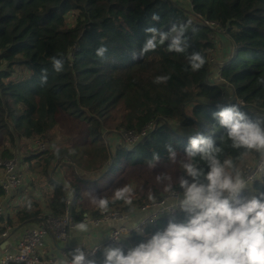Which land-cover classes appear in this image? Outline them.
Wrapping results in <instances>:
<instances>
[{
	"label": "trees",
	"instance_id": "1",
	"mask_svg": "<svg viewBox=\"0 0 264 264\" xmlns=\"http://www.w3.org/2000/svg\"><path fill=\"white\" fill-rule=\"evenodd\" d=\"M188 1L194 15L218 27L235 49L233 60L220 71L221 85L209 84L210 58L217 48L212 29L169 0H0V130L10 148L15 149L21 141L46 138L55 128L56 115L65 113L80 118L86 130L84 140L70 151L79 156L87 171H105L101 181L88 182L62 161L63 151L26 157L25 162L34 165L30 172L37 178L33 190L48 202L52 218L70 216L76 223L85 216L99 218V208L94 213L83 209L84 194L98 188L103 180L108 186L102 193L108 192L112 182H126L130 173L162 169L171 179L165 180L161 189L133 191L131 205L109 200L108 210L131 214L182 193L178 180L183 174L181 160L189 138L197 133L211 136L223 149L220 159L231 158L241 173L261 158L259 153L250 152L238 159L243 150L231 147L226 130L213 113L219 110L218 104H232L223 101L226 88H230L250 119L264 118V0ZM154 13L160 16L159 22L151 19ZM181 23L187 25L185 37L190 47L186 53L169 52L165 42L140 55L147 38L145 28L168 32L173 24ZM101 45L108 49L103 59L96 55ZM194 51L206 61L198 71H193L187 60ZM61 56L65 70L56 73L52 57ZM44 69L47 83L42 85ZM16 70L25 71L27 78L15 79ZM161 76L169 79L155 83ZM153 127L158 128L145 136ZM121 133L142 141L132 152L119 147L114 153L102 137ZM168 144L177 152L175 163L166 150ZM10 152L3 157L9 158ZM154 153L160 160L151 168L147 161ZM200 166L207 171L202 161ZM57 167L64 174L61 185L51 179ZM169 183L171 190H166ZM253 191L257 196L264 193V182L255 184ZM3 196L0 188V198ZM69 198L72 205L68 212ZM43 216L41 202L29 196L14 218L0 220V228L21 230L40 224ZM169 220L147 231L148 239L162 231ZM184 220L180 211L176 222ZM147 240L131 237L135 247ZM95 262L104 264L103 253Z\"/></svg>",
	"mask_w": 264,
	"mask_h": 264
},
{
	"label": "clouds",
	"instance_id": "2",
	"mask_svg": "<svg viewBox=\"0 0 264 264\" xmlns=\"http://www.w3.org/2000/svg\"><path fill=\"white\" fill-rule=\"evenodd\" d=\"M151 19L159 22L160 16L153 14ZM190 24V22H189ZM187 25L173 24L168 32L155 27L145 28L146 40L140 55L155 51L158 46L168 43V51L184 54L190 47L185 33ZM108 52L106 46L96 49L97 57L103 59ZM71 61L72 57L68 56ZM187 60L193 71L205 64L199 52H192ZM53 69L63 72L65 58L52 57ZM169 77H157L155 83H164ZM47 83V70H42L41 84ZM219 110L213 113L221 128L226 130L231 147L243 150L238 159L250 152H257L264 158V118L252 120L243 112L238 103L228 106L218 104ZM170 160L175 163L177 152L168 144L165 146ZM222 147L216 146L211 136L197 133L189 138L181 160L183 174L178 177L182 193H175L177 203L164 211L179 209L185 216L184 222L170 219L162 231H157L146 242H141L125 253L121 247L108 246L104 249V264H264V193L251 198L243 197L244 190L256 179L264 182V165L255 175L245 177L231 158L220 159ZM160 160L159 154L147 161L154 168ZM207 165V171L200 162ZM166 173L157 176V181L170 180ZM171 184L166 190H171ZM133 189L129 185L116 188L113 200L132 204ZM91 203L102 212L109 209V200L87 192ZM155 219V218H154ZM143 222V220H141ZM78 232L90 229L87 217L75 224ZM131 229L143 233L138 224ZM119 242L118 236H112ZM69 264H96L85 251L77 247L71 254Z\"/></svg>",
	"mask_w": 264,
	"mask_h": 264
},
{
	"label": "built area",
	"instance_id": "3",
	"mask_svg": "<svg viewBox=\"0 0 264 264\" xmlns=\"http://www.w3.org/2000/svg\"><path fill=\"white\" fill-rule=\"evenodd\" d=\"M169 1H171L175 6L181 9L184 4L188 5L191 8L188 0ZM189 16L191 18L195 17L197 21L201 22L206 27L211 28L212 32L214 33V38L216 39V35L218 34L216 26L205 22L199 16H195L192 12V8L191 14L189 13ZM220 82L222 81L220 80ZM236 103L241 105L240 101H236ZM121 135L123 134L121 133ZM123 136L130 139H138L127 135ZM42 141L43 139L23 141L27 143L23 147H19L17 149L16 154L18 156H15L13 153H11L13 157L10 156V158H8L7 160L0 159V188L4 193V196L0 198V220L7 217L10 218L11 216L15 215L11 212L10 209L9 211H6L4 204L5 198L8 196L12 197V193H16V196L12 198V202L15 206H17V208H20L19 210L23 208L29 196H32L35 200H39L40 202L41 200H43L40 195L38 193H35L33 190L35 184L37 183V178L30 177V168L25 162V152L27 151H30L28 153L30 156L37 153L45 154V157L55 152H51L52 148L45 150L44 145L41 143ZM68 152L73 155V159L67 160V158L64 157L62 161L64 163L70 164L74 168L76 174L79 175L82 179L89 180V178L93 174L89 173L84 168L81 159L76 153H73L72 151ZM262 165H264V158H260L255 163L254 167L247 173H245L244 176L249 177L255 175L257 170ZM62 173L63 172L61 168L57 167L56 171L52 174L51 177L54 183L61 185L64 182L60 178L56 177L57 174L62 175ZM257 183L263 182L258 178L251 182L248 187H253ZM174 194H171L169 197H166L161 201H158L143 209H135L131 214L124 213L119 210H108L106 213L101 212L99 218L85 216L87 217L90 227H107L106 239L94 246H89L86 243H83L78 247L82 248L87 254L88 258L92 260H96L97 256L100 253H103L104 249L108 246L121 247L125 251V253H127L129 249L135 247V245L131 241V237L133 235L143 237L145 240H147L148 237L146 236V232L156 229L158 223H160L162 220L174 219L176 221L178 219V214L180 212L179 209H176L172 212L164 211V208L171 207L173 204L177 203ZM177 194L179 195L180 193ZM242 195L243 197H246L245 190ZM38 197H40L41 200ZM21 200L24 201L22 205L19 203V201ZM71 200L72 198H69L66 204V211L68 212L70 211L72 205ZM43 206L46 211L43 209L44 216L39 219L42 220V222L35 228L26 231L21 236L17 245L14 247V253L10 256H5L0 261V264H69L71 255L65 262H62L59 259L63 251L67 250V246L60 247V245H68V232L71 230H75L76 222L70 216H67V218L64 220H56L48 215V204L47 206L42 205V208ZM138 212L143 214L142 218L137 222L139 228L143 229V233L137 231L136 229H131L132 221L137 217ZM141 220H143V222H141ZM13 231L14 230L9 227H5L4 231H1L0 228V242L7 239ZM112 236H118L119 242L117 243V241L113 239ZM49 237L53 241H56V243L54 242L49 246L47 242V239Z\"/></svg>",
	"mask_w": 264,
	"mask_h": 264
},
{
	"label": "rangeland",
	"instance_id": "4",
	"mask_svg": "<svg viewBox=\"0 0 264 264\" xmlns=\"http://www.w3.org/2000/svg\"><path fill=\"white\" fill-rule=\"evenodd\" d=\"M182 9L185 10L187 13L191 14V8L184 4L182 6ZM218 34L216 35V44L217 48L216 51L212 53L210 58V78H209V84L211 85H221L222 82H220V71L223 69V65L233 60L235 57V49L232 48L230 43L228 42V38L225 35L224 32L219 31V29L216 27ZM239 60H242L243 57L239 56ZM5 66H3L4 68ZM23 78H27V73L23 70H16L15 72V79L20 80ZM223 101H229L231 103H236L235 96L230 88H226L225 96ZM158 127L150 128L146 135L150 134V132L156 130ZM178 131H181L179 127H176ZM86 137V130L84 127V124L81 122L80 118L74 119L72 116H69L65 113H58L55 118V128L54 130L43 139L41 142L45 150H48L50 148L51 152L53 151H63L65 152L62 160L64 157L67 158V160H72L73 155L69 153L68 151L71 150L72 147L77 145L78 143H81L84 138ZM102 139L105 141V144L112 149L114 153H116L117 148L121 147L126 152H132L135 147L142 141L141 138L138 139H130L125 138L121 134H109V135H103ZM27 142H19L15 147V149H11L10 145L8 143V139L6 135L0 130V159L7 160L8 158H4L3 155L6 153V151H11L10 156L13 157L11 153H13L15 156H18L16 154V151L19 147H23ZM30 151L25 152V156H30L28 153ZM38 157H43V155L39 154ZM10 158V157H9ZM27 163V162H26ZM82 165L84 166L83 162ZM255 163L249 164L247 171L243 172L242 174L245 175L249 170H251L254 167ZM27 166L32 169L34 168V165L28 164ZM85 167V166H84ZM105 171L103 173L99 174H93L88 182H97L98 180H102V176L104 175ZM161 173H166L169 175V173L163 171L162 169L155 170L152 173H148L147 171H141L136 173H130L128 175V179L126 182H119L116 183L115 181L112 182L109 185V191L102 193V190L104 186H108V182L103 180L102 182H99V186L90 188V191H94L97 195L103 196L107 198L108 200H113V193L116 188L123 187L125 185H129L132 187L133 191H138L141 188H152L156 187L158 189H161L164 186L163 181H157V176ZM30 177H34L35 175L31 172H29ZM57 178H60L62 181H64V174L62 175L57 174ZM52 179V178H51ZM131 181H133L131 183ZM108 188V187H107ZM89 191V192H90ZM87 193V192H86ZM84 194V202H83V209L85 211H88L89 213H94L98 211V207L91 203V198ZM253 193V192H252ZM40 199V197H38ZM247 198V197H246ZM41 200V199H40ZM48 202L46 200H41V205L47 206ZM43 209L45 210L44 206ZM46 211V210H45Z\"/></svg>",
	"mask_w": 264,
	"mask_h": 264
},
{
	"label": "crops",
	"instance_id": "5",
	"mask_svg": "<svg viewBox=\"0 0 264 264\" xmlns=\"http://www.w3.org/2000/svg\"><path fill=\"white\" fill-rule=\"evenodd\" d=\"M230 62L226 63L225 65L229 64ZM223 65V66H225ZM253 164V163H252ZM89 172V171H88ZM92 173V172H89ZM94 174V173H92ZM253 192V193H252ZM257 196V193L253 191V187L249 186L245 189V196L247 198H251L252 196ZM16 196V193H12V197L8 196L5 198L4 204L6 211L11 210L13 214H16V212L20 209L17 208V206L14 205L12 202V198ZM19 203L22 205L24 203L23 200L19 201ZM25 205V204H24ZM15 216V215H14ZM14 216H11L10 218H14ZM143 214L138 212L137 217L132 221V225L137 223L141 218ZM9 218V217H7ZM39 223L33 224L30 226L25 227L24 229L14 230L10 236L0 242V261L5 256H10L14 253V247L17 245L18 241L20 240L21 236L28 230L35 228ZM106 226H101L99 228L90 227L88 232H78L76 229L71 230L68 232V245H60V247H66L67 250L63 251V253L60 255L59 259L62 262H65L69 256L74 252V250L82 245L83 243H86L89 246L97 245L101 242H103L106 239ZM96 235V236H95ZM47 242L49 246L52 243H56V241H53L50 237L47 239Z\"/></svg>",
	"mask_w": 264,
	"mask_h": 264
}]
</instances>
